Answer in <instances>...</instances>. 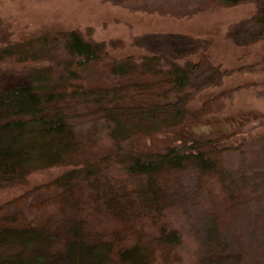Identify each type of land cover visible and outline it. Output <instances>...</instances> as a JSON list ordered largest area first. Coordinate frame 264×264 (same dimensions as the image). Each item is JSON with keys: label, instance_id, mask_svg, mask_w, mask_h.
<instances>
[{"label": "trees", "instance_id": "16d2710c", "mask_svg": "<svg viewBox=\"0 0 264 264\" xmlns=\"http://www.w3.org/2000/svg\"><path fill=\"white\" fill-rule=\"evenodd\" d=\"M206 1L255 3L253 20L264 34V0ZM165 62L157 55L115 59L106 43H87L75 31L0 49V65L24 72L0 91V187L40 168L72 167L44 187L59 193L55 216L68 211L69 218L29 220L28 213L40 208L27 204L28 195L0 208V264H183L184 239L169 220V200L212 180L232 203L235 178L224 155L239 147H225L233 134L204 140L186 132L213 103L191 112L188 106L204 86L192 83L197 66L163 69ZM87 118L102 124L103 139L79 135L78 122ZM164 132L179 145L162 154L142 153L135 145ZM86 214L109 217L117 227L106 235L94 232L81 219ZM225 221L224 213H214L204 225L212 258L229 248Z\"/></svg>", "mask_w": 264, "mask_h": 264}, {"label": "rangeland", "instance_id": "374dc122", "mask_svg": "<svg viewBox=\"0 0 264 264\" xmlns=\"http://www.w3.org/2000/svg\"><path fill=\"white\" fill-rule=\"evenodd\" d=\"M138 1L120 5L115 0H0V49L47 33L75 31L87 43H106L110 56L118 60L157 55L168 58L163 69L175 63L197 66L192 83L205 87L188 108L196 115L213 104L189 123L186 132L204 140L233 134L225 147L239 150L224 155L235 178L232 203L224 187L212 180L169 200L174 205L169 220L184 239L183 264H264V34L260 35L262 28L253 20L258 7L251 2L222 7L206 0ZM23 75L0 65V91ZM78 123L79 135H90L94 141L105 137L102 124L94 118ZM171 136L164 132L135 145L142 153L162 154L179 145L173 144ZM104 144L108 146V141ZM71 169L40 168L20 183L0 187V208L28 195L27 204L40 208L28 213L29 220L69 218L68 211L55 216L59 193L44 187ZM214 213L225 215L229 248L212 258L204 225ZM81 219L105 235L117 227L106 216L86 214Z\"/></svg>", "mask_w": 264, "mask_h": 264}]
</instances>
